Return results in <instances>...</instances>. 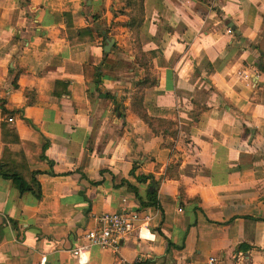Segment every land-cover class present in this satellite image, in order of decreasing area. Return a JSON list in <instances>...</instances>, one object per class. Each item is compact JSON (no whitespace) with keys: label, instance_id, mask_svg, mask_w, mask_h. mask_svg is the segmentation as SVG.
Instances as JSON below:
<instances>
[{"label":"crops","instance_id":"0c3cea01","mask_svg":"<svg viewBox=\"0 0 264 264\" xmlns=\"http://www.w3.org/2000/svg\"><path fill=\"white\" fill-rule=\"evenodd\" d=\"M5 162L42 198L0 174V264H81L123 208L83 264H264V0H0Z\"/></svg>","mask_w":264,"mask_h":264},{"label":"built area","instance_id":"2783aa9c","mask_svg":"<svg viewBox=\"0 0 264 264\" xmlns=\"http://www.w3.org/2000/svg\"><path fill=\"white\" fill-rule=\"evenodd\" d=\"M245 79H250L247 72L242 73ZM14 118H9L13 121ZM98 225L86 231L82 238V243L73 249L72 253L78 262L83 264L88 261L87 256L93 248L118 250L122 240L133 232L138 226L148 225L151 216L140 211H131L123 208L117 213H104L96 216ZM206 264H218V259L211 256Z\"/></svg>","mask_w":264,"mask_h":264},{"label":"trees","instance_id":"16d2710c","mask_svg":"<svg viewBox=\"0 0 264 264\" xmlns=\"http://www.w3.org/2000/svg\"><path fill=\"white\" fill-rule=\"evenodd\" d=\"M135 6L137 14L133 15L134 17L132 18L131 26H134L142 21V15L144 10L142 2L137 3ZM137 105V109L142 112V98H140V96L137 98ZM141 115L146 121L151 122L146 113H141ZM4 128H6V126ZM8 131L12 136L14 135L13 132L9 129ZM14 140H17V138L14 137ZM18 156L21 157V155ZM0 174L4 175L6 178L11 179L13 184L22 193L30 191L35 194L38 199L42 198L41 186L38 180L36 179L35 173H31L30 176L26 177L23 172L19 171L18 169H15L9 162H5L3 168L0 170Z\"/></svg>","mask_w":264,"mask_h":264},{"label":"water","instance_id":"95a60500","mask_svg":"<svg viewBox=\"0 0 264 264\" xmlns=\"http://www.w3.org/2000/svg\"><path fill=\"white\" fill-rule=\"evenodd\" d=\"M113 43H114V40L113 39H108L107 40V47L105 48V51L109 52L111 46L113 45Z\"/></svg>","mask_w":264,"mask_h":264}]
</instances>
